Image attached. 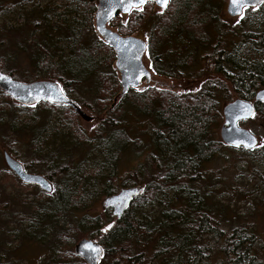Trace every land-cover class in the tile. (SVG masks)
Here are the masks:
<instances>
[{
  "label": "trees",
  "instance_id": "obj_1",
  "mask_svg": "<svg viewBox=\"0 0 264 264\" xmlns=\"http://www.w3.org/2000/svg\"><path fill=\"white\" fill-rule=\"evenodd\" d=\"M27 1L0 0V14L10 11V5L22 7ZM76 1L78 7L69 15H53L48 6L40 12V5H36L31 12L35 15L27 38L18 39L13 34L22 30L25 20H18L21 23L18 29L10 24H0L3 40L0 43V71L24 83L56 82L68 99L80 109H88L91 121L98 123L94 134L89 136L76 125L72 117H78L74 111L63 107L67 112L54 125L37 123L33 126L29 119L25 124L18 122V128L12 125L13 132L26 131L34 152H39L44 144L42 162L45 165H40L38 171L50 183L54 182V189L51 194L45 193L47 198L36 207L33 204L32 213L27 216L8 214L6 211L14 202L4 197L0 203V221H27L26 230L20 233L21 243L50 242L56 247L53 256L58 260H63L57 256L59 248L67 236L73 240L75 233V242L82 238L80 240H95L102 246L104 255L100 264H264V232L258 234L255 225L247 222L224 229L221 213L212 211L214 206L206 203L205 188L199 184V180H204L201 174L204 165L224 156L227 151L235 154L233 158L232 154L230 156L233 165L247 159L245 152L248 150L234 151L220 138H214L223 108L217 97L225 99L226 105L235 99L250 101L255 92L261 90L264 83L262 13L256 17L246 9L245 17L249 19V25L254 22V32H239V46L227 51L226 45L219 40L221 38L212 40L206 33L210 24L219 23L222 10L219 1L172 0L165 11L156 14L158 28L154 34L157 43L164 38V48L154 54L150 44L148 57L153 61V70L156 75L169 80L205 81L194 94L178 95L156 88L129 91L113 106L120 92L116 72L110 67L114 61L113 51L93 31L95 0ZM147 5L151 7L152 4L147 3L143 9ZM138 13V10L131 12L128 29L120 28V35L131 36L144 26V11ZM116 17L110 22L112 26H116ZM256 19H260L257 26ZM40 26L45 34L41 40L40 33L36 36ZM51 34L58 38L54 40ZM12 39H17L12 55L23 54L27 61L24 71H18L14 56L1 53L8 49ZM209 45L208 53L199 52L198 56L190 50L191 47L205 49ZM104 48L111 56H102ZM67 49L69 55L56 54V51ZM193 65L201 67L198 74L191 72ZM19 74L22 78H18ZM40 105L53 111L59 108L48 104L35 107ZM255 111L251 124L259 126L264 137V105L260 104ZM125 115L132 117L137 127L146 121L156 128L152 139L148 142L138 140L134 130L127 128ZM73 129L77 136L71 133L75 132ZM72 136L74 138L69 141ZM143 146L148 153L150 169L132 168L129 176L118 181L115 172L125 155L135 147ZM86 148L90 157L83 162L87 165H71L73 158L68 156ZM259 150L264 157V143ZM18 158L14 157L19 162ZM22 165L25 171L36 166ZM98 183L104 185L100 190L96 188ZM135 187H142V194L118 220L112 217L110 210L103 209L102 216L101 213L94 216L89 212L90 206L85 205L89 199L92 203L99 200L101 205L104 198ZM166 192L172 193V197L169 198ZM263 195L264 189H261L257 195L258 204H264ZM156 204L161 208L157 217L141 209L147 205L153 209ZM77 213H83V218L73 219ZM113 221V227L102 235L104 222L108 225ZM45 222L47 227L41 226ZM48 228L52 235L49 233V237L42 240ZM71 258L85 264L72 252ZM6 264H14V261Z\"/></svg>",
  "mask_w": 264,
  "mask_h": 264
},
{
  "label": "rangeland",
  "instance_id": "obj_2",
  "mask_svg": "<svg viewBox=\"0 0 264 264\" xmlns=\"http://www.w3.org/2000/svg\"><path fill=\"white\" fill-rule=\"evenodd\" d=\"M33 2L27 1L22 7H15L16 5H10L8 12L4 14H0V24H10L14 28L18 29L21 27L20 21L23 23L22 30L18 33H14L15 37L21 39V37H29L31 34L30 23L34 20L31 14L32 9L36 5H40V12L48 6L49 9L52 10L53 15H69L73 14V10L78 7V2L76 0H31ZM221 4V17L218 19L217 23H212L206 28L207 35L212 39L221 40L227 48V51L231 50L236 46H239V32H254V22L253 25H249V19L245 17V11L241 14L240 17L236 19H229L226 14V3L227 0H217ZM17 3V2H15ZM14 3V4H15ZM20 4V2H18ZM147 5L144 11L145 24L141 29H137L135 32L131 34V36H137L138 38L144 40L147 44V53L144 58V62L148 69L153 73V61L151 57H148V51L150 44L153 45L154 54L160 52L164 48V38L159 40L157 43L154 31H156L157 21V13L158 11L154 5ZM264 6V5H263ZM262 6L256 8H247L252 13L251 15L258 17L257 15L262 13V29L264 31V11ZM140 13L142 10H138ZM138 13V14H140ZM152 14V15H151ZM72 17V16H71ZM128 16H118L116 17L115 23L116 26H112L109 24V27L115 32L122 34L121 29H128ZM22 18V19H21ZM20 20V21H18ZM260 19L255 20V24L259 23ZM92 28L94 31V20L92 15ZM121 28V29H120ZM158 28V27H157ZM40 33V40L42 36H44V30L42 26H40V30L36 33V36ZM20 34V35H19ZM53 39L56 40L58 36L55 34H51ZM9 36V35H8ZM7 36V38H8ZM128 36V35H126ZM11 43H9L8 49H4L1 53L3 55H11L14 56L15 65L18 66V71L26 70L27 64L23 54L16 53L12 55L13 52L16 51V47L14 42L17 39H12ZM3 40L0 38V43ZM5 44L7 45V41L5 40ZM60 45V44H59ZM177 45V43H175ZM62 46V45H60ZM59 46V47H60ZM2 45H0L1 49ZM210 45L205 49L191 47L190 50L198 56L199 52L202 51L208 53ZM221 49V48H220ZM222 50V49H221ZM1 51V50H0ZM50 51H53L50 49ZM164 52V51H163ZM63 53L64 55H69V50L56 51V54ZM188 53H191L188 51ZM102 56L109 57L111 56V52H108L106 48L103 50ZM113 58L115 61V55L113 52ZM114 61L110 67L114 70ZM165 64V62H164ZM10 65V64H9ZM14 69L15 67L11 65ZM193 70L191 71L194 74H198L200 72L201 67L199 65H193ZM108 70V69H107ZM161 81L167 80V78L163 76L156 75ZM217 76V75H215ZM18 78H22V76H18ZM116 78L118 76L116 74ZM218 78V77H217ZM21 81V79H18ZM168 82H176L179 86L173 91L174 93L180 94H194L198 90L200 86H202L204 79H191V80H167ZM133 93V92H131ZM236 96L232 98L235 99ZM85 99L88 100V97L85 96ZM219 101V106L222 108L227 102L222 97H217ZM57 110H51L46 108L45 106H32V107H23L14 103L12 100L7 99L0 92V203L7 199H11L14 203H11L8 210L6 211L8 214H21V215H29L32 213L33 204L36 207L37 203H40L41 200L46 199L47 197L44 195L42 191H40L37 187L31 185L22 184L10 171L7 169L4 159L3 152L6 151L13 158L18 156L19 162L26 165H36L31 168V171H26L31 174H39L38 169L40 165H45L42 162V153L45 152L44 144L41 145L39 152H34V147L30 146L26 131H11L10 127L15 125L17 128L20 126L19 123L25 124L28 123L29 120H32V125L35 126L37 123L42 125L49 124L54 125L58 122V118L63 115L65 109L61 106H58ZM33 108V109H31ZM82 111L91 116V113L88 109L82 108ZM133 114V111H129ZM134 115V114H133ZM18 117V120L15 118ZM78 117V116H77ZM126 117V115H125ZM76 122V125H79L83 131L89 136L94 134V130L98 128V123L96 120L91 122H84L81 118L72 117ZM29 119V120H28ZM19 122V123H18ZM125 123L127 124V128L137 134L136 138L138 140H142L144 142H148L152 139L153 131L156 128L150 126V124L146 121H142L137 127L134 123L132 117H126ZM223 124V118L219 119V123L217 124V130L214 131V138L219 139V130ZM219 125V126H218ZM75 126V125H74ZM245 129H248L251 133H253L259 140V144L253 150H248L245 152V156L247 155V159L244 162L237 161L235 165L232 164L230 156L232 152L227 151L224 156H220L219 158L214 159L213 161H208L206 165L201 170L202 177L204 180H199V184L205 188V199L206 203L210 206H214L212 209L216 214L222 215V220L225 224L224 229H229L234 226L242 225L243 223H249L255 225L257 228V233L261 235L264 232V204L260 202L257 203L260 199L257 195L260 193L261 189H264V157L261 155L260 147L262 148L264 143V137L262 133V129L253 124L244 123L242 125ZM74 130V129H73ZM75 132H71L73 135L77 136L76 130ZM81 136V135H79ZM74 136L69 139L71 141ZM234 151L245 150L243 148L235 149ZM251 152V153H250ZM79 154V155H78ZM237 154V153H236ZM235 154H232V158ZM240 155V154H238ZM40 156V159H39ZM126 157L121 161L118 165V168L115 172V176L118 181L129 176L132 168L138 169L142 171L143 169H150V166L147 162L148 153L145 151L143 147H135L133 150L128 152ZM68 157H72L73 160L70 162L71 165H85L86 163L83 160L89 158L88 149L80 151L79 153L72 152ZM60 158H63V155L60 154ZM67 158V157H65ZM65 158L63 160H65ZM78 158V159H77ZM243 159V158H242ZM87 165V164H86ZM89 165V164H88ZM254 171L258 172V174H254ZM15 178H14V177ZM52 187L54 189V182H51ZM103 183H98L96 185L97 190L102 189ZM169 198L172 197V193L166 192ZM5 197V198H4ZM264 198V195L261 197ZM88 202L85 204L89 207V212L95 216L101 213L103 215L102 208L99 205V200L95 203ZM7 207V206H6ZM7 209V208H6ZM144 213L151 212L155 217L160 215V206L156 204L152 209L151 206L147 205L141 208ZM155 212V213H154ZM100 216V217H101ZM83 213H77L74 215L73 219H82ZM105 220V218H103ZM27 221H0V264H6L9 261L13 260L14 264H54V263H69L82 264L79 260H75L71 258V252L74 253V247L76 246V242L78 243L80 239L77 241H73L75 237V233L73 234L72 239L69 236L66 237L65 242L62 244L59 252V255L63 260L56 259L53 254L56 253V247L52 246L49 242L48 244H30L26 241L21 243V235L25 229V225ZM47 222H45L41 226L47 227ZM107 225V222H104L103 227ZM40 226V227H41ZM40 227L38 228L40 230ZM102 227V228H103ZM47 234L44 235L42 240H46L49 237L50 230L47 229ZM101 232V231H100ZM50 235H52L50 233ZM264 237V236H263ZM2 240V242H1ZM53 240V236L51 237ZM82 260V259H81ZM83 261V260H82ZM84 262V261H83ZM85 263V262H84Z\"/></svg>",
  "mask_w": 264,
  "mask_h": 264
},
{
  "label": "water",
  "instance_id": "obj_3",
  "mask_svg": "<svg viewBox=\"0 0 264 264\" xmlns=\"http://www.w3.org/2000/svg\"><path fill=\"white\" fill-rule=\"evenodd\" d=\"M172 0H168L169 2ZM160 10H165L156 0H147ZM143 4L142 7L145 5ZM167 4V5H168ZM264 5L261 0H251V3L242 4L237 0L234 5L232 0H227L226 15L235 19L246 8H256ZM140 7H130L129 0H95L94 30L100 40L109 46L115 54L114 70L118 75L120 92L113 101V106L118 99L126 95L130 90H144L140 87L144 82L148 87L152 80V74L144 64L143 58L146 53V44L135 36H122L109 28L112 19L118 15L128 16L132 11ZM159 83V82H158ZM170 84H161L162 89H172ZM0 90L11 100L23 107H31L37 104H49L70 108L84 122H91L92 118L86 115L76 103L68 99L61 91L59 85L50 80L33 82H20L12 79L0 71ZM254 102L264 103V90L256 92ZM255 106L247 101L235 99L222 108L223 124L219 130L221 142L232 148L254 149L259 140L247 129L238 126L241 121L253 118ZM5 165L17 179L25 184L37 187L40 191L51 194V183L41 175L27 173L22 164L12 159L7 152L3 153ZM142 187L122 189L117 194L106 197L101 202L104 210H110L115 220L121 218L123 213L130 207L132 202L142 194ZM115 221L104 226L103 235L114 225ZM74 253L86 264H99L104 255L102 246L90 240H80L74 247Z\"/></svg>",
  "mask_w": 264,
  "mask_h": 264
},
{
  "label": "flooded vegetation",
  "instance_id": "obj_4",
  "mask_svg": "<svg viewBox=\"0 0 264 264\" xmlns=\"http://www.w3.org/2000/svg\"><path fill=\"white\" fill-rule=\"evenodd\" d=\"M202 53L204 54V51H202ZM145 64H146V63H145ZM147 67H148V66H147ZM150 72H151V71H150ZM153 72H154V70H153ZM151 74H152V80H151V83L149 84V87H148L144 82L141 84L140 87L145 88V89L156 88V89L161 90V89H162V88L160 87L161 84L175 85V86H172V87H178V86H179V84H177L176 82H173V83L168 82L167 80H169V79L164 80V81H161V80L156 76V73H155V72H154V75H153L152 72H151ZM158 82H159V83H158ZM261 90H264V83H263V86H262ZM254 95H255V94H254ZM248 102L251 103V104H254V106H255V110H256L257 106H259L260 104H261V105H264V103H256V102H254V96H253L252 99H251L250 101H248ZM255 112H256V111H255ZM252 119H253V118H252ZM252 119H251V120H248V121H241V122L238 123V126L241 127L244 123H249V124H251V123H252Z\"/></svg>",
  "mask_w": 264,
  "mask_h": 264
},
{
  "label": "snow or ice",
  "instance_id": "obj_5",
  "mask_svg": "<svg viewBox=\"0 0 264 264\" xmlns=\"http://www.w3.org/2000/svg\"><path fill=\"white\" fill-rule=\"evenodd\" d=\"M124 0H121V3H123ZM147 0H129L130 7H140L141 10H143L142 5L145 4ZM157 3L161 4L162 7H166L168 4V0H156ZM233 4L235 5L237 3V0H232ZM261 2H264V0H261ZM242 4H248L251 3V0H241Z\"/></svg>",
  "mask_w": 264,
  "mask_h": 264
},
{
  "label": "bare ground",
  "instance_id": "obj_6",
  "mask_svg": "<svg viewBox=\"0 0 264 264\" xmlns=\"http://www.w3.org/2000/svg\"><path fill=\"white\" fill-rule=\"evenodd\" d=\"M173 75V74H172ZM170 76H171V74H170ZM175 77V76H174Z\"/></svg>",
  "mask_w": 264,
  "mask_h": 264
}]
</instances>
